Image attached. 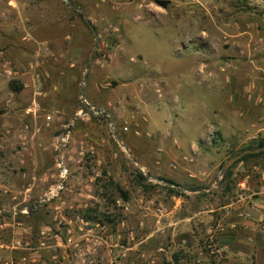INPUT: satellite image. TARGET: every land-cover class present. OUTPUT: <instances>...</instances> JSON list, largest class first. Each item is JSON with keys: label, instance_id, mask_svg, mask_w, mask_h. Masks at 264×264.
Returning <instances> with one entry per match:
<instances>
[{"label": "rangeland", "instance_id": "374dc122", "mask_svg": "<svg viewBox=\"0 0 264 264\" xmlns=\"http://www.w3.org/2000/svg\"><path fill=\"white\" fill-rule=\"evenodd\" d=\"M69 1L0 0V264H264V220L228 227L223 208L246 175L257 181L251 160L234 164L230 190L219 187L244 145L214 142L211 127L202 149L216 168L205 179L164 174L151 154L169 114L157 109L160 83L154 103L144 91L149 69L165 72L204 106L178 108L176 122L208 124V110L246 86L257 51L244 49L241 32L264 16V0ZM93 49L84 98L112 123L105 112L74 118Z\"/></svg>", "mask_w": 264, "mask_h": 264}, {"label": "crops", "instance_id": "0c3cea01", "mask_svg": "<svg viewBox=\"0 0 264 264\" xmlns=\"http://www.w3.org/2000/svg\"><path fill=\"white\" fill-rule=\"evenodd\" d=\"M241 36L246 51H257L246 60L249 70V75L245 79L246 86L240 92L238 90L231 91L230 106L209 109L208 116L211 119L208 124L202 125L198 129L188 131L185 126L177 123L175 118L178 116V108L182 110L179 113H183L189 108L203 111L204 106L200 105L199 100L194 99L189 91L181 90L179 84L176 85V90L173 89L168 83L165 72L148 70L150 80H148L149 83L145 82L147 89L145 88L144 91L152 97L151 102L154 103L157 96L152 84L160 83L162 97L157 109L167 107L169 114V126L162 130L160 140L152 144L157 145L160 151L155 150L151 154L152 157H156L159 153L164 174L205 179L220 163L206 161L207 158L203 156V144L204 146L210 145L205 140L208 139L207 134L211 127L214 128L215 134L225 141V144L235 143L237 146H241L259 137H264V16L254 17L242 28ZM128 65L129 68H134L132 64L128 63ZM219 95L221 94L219 93ZM182 117L183 114L179 119ZM218 140L217 138L213 139L214 142ZM173 163L176 164L175 169L171 167ZM250 166L258 173V179L254 181L249 178V175H246V178L239 182V186L242 187L241 189L246 195V200L238 202L236 195L223 205L228 227L234 228L240 223L248 228H257L264 220V167L260 160L251 161ZM180 188L182 187L180 186ZM183 190L207 191L186 188Z\"/></svg>", "mask_w": 264, "mask_h": 264}, {"label": "trees", "instance_id": "16d2710c", "mask_svg": "<svg viewBox=\"0 0 264 264\" xmlns=\"http://www.w3.org/2000/svg\"><path fill=\"white\" fill-rule=\"evenodd\" d=\"M157 5H159V6H162V7H166L167 6V3H168V0H153ZM10 85H12L11 83H10ZM13 87V89H19V88H17L18 86H12ZM217 138V134H216V136H214L213 137V139L215 140ZM264 145V137H259V138H257L256 140H254V141H251V142H249L248 144H246V145H244L241 149H239L237 152H232V154L231 155H234V154H236V153H238V152H240V151H242V150H244V149H247V148H256V147H262ZM262 157H264V151H259V152H256V153H247V154H245V155H243L242 157H240L238 160H236L226 171H225V173L223 174V177H222V181H221V183L219 184V187H221V185H223L224 183V181H226V180H230L231 179V177H232V175H233V172H232V167L234 166V164H236V163H240V162H242V163H246L247 161H254V160H261L262 159ZM250 161V162H251ZM137 178H139L140 179V181L139 182H141V180H146V176L144 175V174H142V173H139L138 175H137ZM170 183H172V184H174V182L172 181V180H168ZM227 183H230V184H232V180L230 181V182H227ZM224 184V186H223V188L224 189H226V190H230L231 189V186L230 185H228V184ZM168 187V186H167ZM182 188H176V191H178V192H182L183 191V189L184 188H186V189H191V190H197V189H205V187H201L200 185H188V184H185V185H182L181 186ZM116 189L119 191V193H120V195L123 197V199L124 200H127V194H126V192L124 191V190H122L119 186H116ZM169 189H175V188H171V187H169ZM171 191H173V190H171ZM199 195H201V196H205L206 194L205 193H202V192H200L199 193Z\"/></svg>", "mask_w": 264, "mask_h": 264}, {"label": "water", "instance_id": "95a60500", "mask_svg": "<svg viewBox=\"0 0 264 264\" xmlns=\"http://www.w3.org/2000/svg\"><path fill=\"white\" fill-rule=\"evenodd\" d=\"M70 6L73 7V4L69 1V0H65ZM90 26V24H89ZM93 30V29H92ZM93 51L94 49L91 51V53L89 54V59H88V62L86 64V67H85V72L83 74V77H82V89H81V98H82V101L84 103V109L81 110V112L75 114L74 118L78 115H83V114H87V113H98V112H105L108 117H109V120H110V123L113 122L114 118H113V115L112 113L109 111V110H106L104 108H95L94 110L90 109L87 102L85 101V98H84V94H83V91H84V85H85V81H86V70H87V67H88V64L90 63V60L92 59V56H93ZM73 118V119H74ZM112 132H113V135L115 137V139L120 143V145L122 146V143L120 142L119 138H118V135L116 133H114L113 129H112ZM62 139V137H61ZM60 139L59 143H58V148L55 150L54 152V155L56 156V160L57 162L62 165L63 161H62V156H61V148H62V145H63V142L62 140ZM259 151H264V145L262 147H256V148H247V149H244L236 154H234L232 157H230L223 165V167L221 168L220 170V176H223L224 172L236 161L238 160L240 157H242L243 155L247 154V153H256V152H259ZM61 168L63 169V166H61ZM146 176H148L146 174ZM153 179H156V178H153ZM157 181L159 182H163L165 184H170V185H173V186H177V187H180L179 185L177 184H172L170 183L168 180H163V179H156ZM220 179L217 180L216 185H218ZM209 191V190H208ZM44 199V198H42Z\"/></svg>", "mask_w": 264, "mask_h": 264}, {"label": "built area", "instance_id": "2783aa9c", "mask_svg": "<svg viewBox=\"0 0 264 264\" xmlns=\"http://www.w3.org/2000/svg\"><path fill=\"white\" fill-rule=\"evenodd\" d=\"M156 91L159 93L160 92V89L158 88V89H156ZM216 134L215 133H213L211 136H212V138L215 136ZM246 200V195H245V193L241 190L240 192H238V194H237V201L238 202H244Z\"/></svg>", "mask_w": 264, "mask_h": 264}, {"label": "bare ground", "instance_id": "6f19581e", "mask_svg": "<svg viewBox=\"0 0 264 264\" xmlns=\"http://www.w3.org/2000/svg\"><path fill=\"white\" fill-rule=\"evenodd\" d=\"M61 140H63V139H61Z\"/></svg>", "mask_w": 264, "mask_h": 264}]
</instances>
